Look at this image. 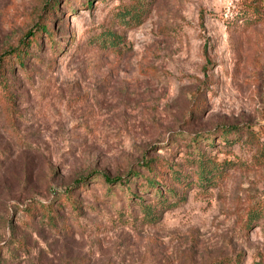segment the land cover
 <instances>
[{
  "label": "rangeland",
  "instance_id": "obj_1",
  "mask_svg": "<svg viewBox=\"0 0 264 264\" xmlns=\"http://www.w3.org/2000/svg\"><path fill=\"white\" fill-rule=\"evenodd\" d=\"M259 1L0 0V264H264ZM156 158L182 175L134 190L156 216L104 199Z\"/></svg>",
  "mask_w": 264,
  "mask_h": 264
},
{
  "label": "trees",
  "instance_id": "obj_2",
  "mask_svg": "<svg viewBox=\"0 0 264 264\" xmlns=\"http://www.w3.org/2000/svg\"><path fill=\"white\" fill-rule=\"evenodd\" d=\"M255 2L259 3L258 5L253 6V13H256L260 7V1L254 0ZM87 5L90 6V2H87ZM55 5H50V12H54ZM37 29L34 32L27 33L30 37L26 41H24L23 50L16 51L18 62L20 65H22L21 58H23L24 54L27 53L26 50L31 47V45L34 43V41L39 42L41 33L48 34L50 37L53 32V28L49 25V22H40L37 25ZM23 54V55H22ZM198 140V139H197ZM211 141H208L207 144H210ZM219 163L216 162V159H208L204 156L202 152H198L197 157V168L195 175L197 177V181L199 183L205 184V183H212V178L217 173ZM143 167L146 169V173H140L137 171L130 172L125 175L120 176H110L108 174H102L99 175V177H102V189L104 191V199L112 200V197L117 196L118 192H121L122 195L126 196L128 199V205L132 209L133 204L140 205L141 210L144 212L145 216H151L154 217L156 214L152 211V205L145 203V202H136L133 201V195L135 189H152L153 190V196L157 199V201L162 204L166 203V201L169 200V197L173 196V189L169 186H167V183H164L165 176L167 173H170V180L171 183L174 181H179L182 178V175L179 174L176 170L170 168L169 163L165 161L163 158L160 159H154V160H147L143 162ZM162 183L163 187L165 188V191L158 190L157 186L158 183ZM126 191V192H125ZM124 193V194H123ZM71 194H67L66 198L64 199H71ZM144 200L143 198H141ZM71 205L73 204V207L77 209L74 199L72 198L70 200ZM157 206H155V211ZM49 212L47 210V213H49V218L52 219L53 217H56V212L51 208L48 207ZM52 209V210H51Z\"/></svg>",
  "mask_w": 264,
  "mask_h": 264
}]
</instances>
